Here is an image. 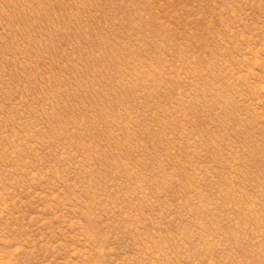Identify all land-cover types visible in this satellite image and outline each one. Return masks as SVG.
<instances>
[{
    "label": "rangeland",
    "instance_id": "374dc122",
    "mask_svg": "<svg viewBox=\"0 0 264 264\" xmlns=\"http://www.w3.org/2000/svg\"><path fill=\"white\" fill-rule=\"evenodd\" d=\"M0 264H264V0H0Z\"/></svg>",
    "mask_w": 264,
    "mask_h": 264
}]
</instances>
